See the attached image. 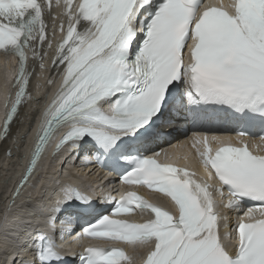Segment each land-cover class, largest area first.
I'll list each match as a JSON object with an SVG mask.
<instances>
[{
	"label": "snow or ice",
	"instance_id": "obj_1",
	"mask_svg": "<svg viewBox=\"0 0 264 264\" xmlns=\"http://www.w3.org/2000/svg\"><path fill=\"white\" fill-rule=\"evenodd\" d=\"M61 0H57V6ZM64 32L52 63L63 66L60 90L42 115L28 174L62 128L57 151L71 143L86 149L85 158L120 176L123 183L146 185L169 197L174 214L136 192L113 200L111 208L65 185L53 224L61 233L104 242L151 245L145 264H264V155L253 154L248 128L264 129V0H231L215 6L205 0H63ZM51 0H0V51L19 58L14 101H6L2 138L18 116L27 89L28 52L41 67L52 49L45 12ZM81 25L83 29L81 30ZM55 26L53 28V33ZM109 106L111 111H106ZM227 113L237 125L231 139L200 134L197 148L216 192L240 213L234 231L221 235L223 217L211 185L195 173L160 163L153 145L178 124L202 125ZM264 141V131L260 134ZM218 147L212 154L211 144ZM25 175L22 183H26ZM150 211L144 223L113 217ZM223 227L227 229V224ZM38 264H134L122 248L84 247L71 256L40 236Z\"/></svg>",
	"mask_w": 264,
	"mask_h": 264
},
{
	"label": "bare ground",
	"instance_id": "obj_2",
	"mask_svg": "<svg viewBox=\"0 0 264 264\" xmlns=\"http://www.w3.org/2000/svg\"><path fill=\"white\" fill-rule=\"evenodd\" d=\"M82 29L83 25H81V30ZM59 33L62 34L63 32L59 29ZM60 41H54L52 49H48L47 44H45L44 51H48V53L54 52L56 50V45ZM54 55L55 52L53 53V57ZM0 62V105H2L3 100L8 97L10 90L13 89L12 77L14 70H12L10 66L6 67L5 64L8 60L5 59V57H0ZM40 63L39 59H34L32 57V68L35 67L36 70L40 67ZM2 69L5 71L4 75ZM47 72L46 69L43 71L42 75L44 79L41 78L35 85L33 100L30 102V106L28 103H23L20 114L11 125L13 129L18 126L22 116L25 121L21 122V130L25 131L28 129L32 120V115L42 110L46 102L52 99L59 83L53 84L54 80L57 79L56 70H53L51 80H48ZM47 81L53 85H48ZM18 89L19 86L13 90V94H16ZM2 109V111L0 110V127L3 125L6 115L4 107ZM3 146L8 148L7 140L3 142ZM67 149L68 146H65L64 150L60 153L48 155L44 163H39L38 167L29 178V180L34 179L35 182H37L39 178L38 186L34 187L33 184H28L20 195L15 197V201L12 205L10 201L13 197V184L15 180L11 181L10 177H15L17 175L16 171L18 167L22 165V160L18 159L16 156H5L0 158V264H12L11 260L20 253L22 255L17 260L18 264H24L26 262L31 264L33 260V251L27 249V247L34 248L35 245H39L41 234L62 235L60 231L61 225L58 222L53 224L52 220L46 217L45 212L55 209V203L51 205L48 194H53V189L57 188L60 193L62 192L61 187H56V183L52 176L58 174L60 169L59 164L64 155H66ZM12 151H14V145H12ZM33 188H36L34 193L32 195H27L33 192ZM62 195L61 193V200ZM30 235L32 240H30ZM27 239V246L20 247ZM67 245L70 246L71 242ZM72 246L74 247V245ZM136 249L137 246L131 247L133 255L137 254ZM65 253L68 254L70 252L66 251ZM34 263H38L37 256Z\"/></svg>",
	"mask_w": 264,
	"mask_h": 264
},
{
	"label": "water",
	"instance_id": "obj_3",
	"mask_svg": "<svg viewBox=\"0 0 264 264\" xmlns=\"http://www.w3.org/2000/svg\"><path fill=\"white\" fill-rule=\"evenodd\" d=\"M11 203H12V201H11Z\"/></svg>",
	"mask_w": 264,
	"mask_h": 264
}]
</instances>
